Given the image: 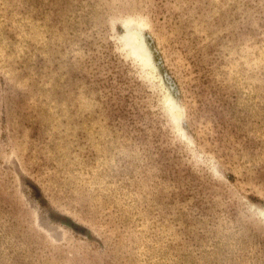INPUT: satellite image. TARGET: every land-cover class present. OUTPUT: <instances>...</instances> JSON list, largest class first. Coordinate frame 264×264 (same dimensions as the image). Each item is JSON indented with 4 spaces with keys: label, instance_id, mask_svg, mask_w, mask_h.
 Masks as SVG:
<instances>
[{
    "label": "rangeland",
    "instance_id": "1",
    "mask_svg": "<svg viewBox=\"0 0 264 264\" xmlns=\"http://www.w3.org/2000/svg\"><path fill=\"white\" fill-rule=\"evenodd\" d=\"M0 264H264V0H0Z\"/></svg>",
    "mask_w": 264,
    "mask_h": 264
}]
</instances>
